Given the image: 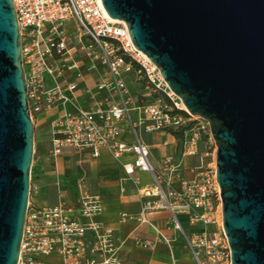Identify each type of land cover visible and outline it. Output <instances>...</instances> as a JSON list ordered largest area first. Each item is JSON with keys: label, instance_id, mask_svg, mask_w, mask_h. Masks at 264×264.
<instances>
[{"label": "built area", "instance_id": "2783aa9c", "mask_svg": "<svg viewBox=\"0 0 264 264\" xmlns=\"http://www.w3.org/2000/svg\"><path fill=\"white\" fill-rule=\"evenodd\" d=\"M13 1L34 122L43 113L73 101L72 94L78 90L83 77L77 52L107 66L108 73L101 78L99 88L116 96V101L107 108L97 105L88 110L65 109L54 118L51 155L57 158L66 150H89L94 157H99L105 147L116 156L132 153L134 160L124 164L126 174L142 196L155 197L143 204L142 221L151 223L147 219L150 212L168 209L173 214L170 223L184 238L193 264H232L231 247L222 224L215 149L206 151L200 163L191 168V177L183 172V158L200 153L203 135L212 138L208 121L180 112L187 109L167 85L160 68L135 47L127 24L110 17L102 0ZM72 23L88 42H71L73 35L69 26ZM135 62L140 65L139 69ZM133 70H138L151 91L160 94L158 98L147 104H135L127 84V76ZM136 109L139 117L134 120ZM122 121L129 123L135 136L131 144L120 140L124 132ZM189 123L192 125L186 127ZM140 128L149 133L182 129L179 159L168 156L156 168L150 160V146L140 138ZM139 171L149 172L153 183L143 185ZM37 189L32 181L19 264H122L115 232L100 222L85 220L102 213L100 196L83 194L80 207L74 209L60 192L57 205L39 206L32 201ZM74 212L78 214L75 216ZM181 215L187 216L195 227L193 231L185 229ZM123 216L133 218L127 213ZM156 229L160 239L172 242L171 237ZM138 243L144 247L152 244L140 240ZM51 255H57L62 262L44 259Z\"/></svg>", "mask_w": 264, "mask_h": 264}, {"label": "water", "instance_id": "95a60500", "mask_svg": "<svg viewBox=\"0 0 264 264\" xmlns=\"http://www.w3.org/2000/svg\"><path fill=\"white\" fill-rule=\"evenodd\" d=\"M217 146L232 264H264V0H102ZM36 124L13 0H0V264H19Z\"/></svg>", "mask_w": 264, "mask_h": 264}, {"label": "crops", "instance_id": "0c3cea01", "mask_svg": "<svg viewBox=\"0 0 264 264\" xmlns=\"http://www.w3.org/2000/svg\"><path fill=\"white\" fill-rule=\"evenodd\" d=\"M72 25V24H71ZM71 42H88L86 37H81L79 32H71ZM81 60L83 77L79 80V88L72 94L73 101L66 105L55 107L38 117L36 129L39 147L37 150V171L34 175V183L38 189L33 193L32 201L39 206H55L60 201V192L65 195L69 206L78 209L81 205L83 194L100 196L103 211L99 216L85 219L88 222H100L103 226L115 232L120 244V258L122 264H193V257L186 246L185 240L178 230L171 225L173 214L168 209L150 212L147 219L151 223L142 221V206L147 200L155 197H144L136 184L125 172L124 164L134 160L132 153L116 156L109 148L101 149L100 156L94 157L91 151L66 150L54 158L51 155V121L65 109L76 111L79 109H91L97 105L109 107L116 96L107 89H100L101 78L108 73L107 66L102 61H93L77 52ZM128 89L129 82L127 81ZM130 91V90H129ZM134 98V96L131 94ZM135 100V99H134ZM135 104L139 105L135 100ZM139 117L137 109L134 111V120ZM120 125L124 132L120 140L133 143L135 136L127 121ZM139 135L143 142L150 146V160L159 168L164 159L174 156L179 159L182 152L181 140L172 132L156 131L146 132L139 129ZM203 135L200 153L183 158V172L186 177L192 176L191 168L199 164L210 147L214 150L211 138L205 139ZM50 146V154L46 152V143ZM50 161V162H49ZM139 177L143 185L153 183L149 172L139 171ZM51 177L53 182L49 185L46 180ZM179 185V183H176ZM43 191L49 194V201L41 195ZM127 213L133 218H124ZM75 216L78 212L73 213ZM181 221L185 229L193 231V227L187 216L181 215ZM173 240L168 243L159 237L158 230ZM152 243L144 247L138 241ZM48 262L61 263L57 255L46 256Z\"/></svg>", "mask_w": 264, "mask_h": 264}, {"label": "rangeland", "instance_id": "374dc122", "mask_svg": "<svg viewBox=\"0 0 264 264\" xmlns=\"http://www.w3.org/2000/svg\"><path fill=\"white\" fill-rule=\"evenodd\" d=\"M69 30L71 32H79L78 26L75 23H72V25L69 26ZM127 81L130 83L129 84V92L130 94H132L134 96V99L138 102L139 105L142 104H147L151 101H153L154 99L158 98L160 96V94L158 92L155 91H151L147 85H146V81L143 78V76L138 72V70H133L128 76H127ZM213 141V146L215 148V153H216V149L217 146L213 140V138H211ZM39 147V142H38V135H37V129H36V133H35V156H34V161H33V165H32V177L35 175V172L37 171V150ZM50 146L48 145V142L46 143V152L50 154V150H49ZM208 148H205L206 150H210ZM50 162V161H49ZM33 181V180H32ZM46 182L51 185L53 182V179L51 177L47 178ZM43 198L46 201H49V194L47 191H43L42 194Z\"/></svg>", "mask_w": 264, "mask_h": 264}, {"label": "trees", "instance_id": "16d2710c", "mask_svg": "<svg viewBox=\"0 0 264 264\" xmlns=\"http://www.w3.org/2000/svg\"><path fill=\"white\" fill-rule=\"evenodd\" d=\"M135 67L137 68V69H139L140 68V65L138 64V63H136L135 62ZM181 113H183V114H185L186 116H189V113H187V111H180ZM192 125V123H189L186 127H190ZM172 133L174 134V135H176V137H178L180 140L183 138V136H184V133H183V130L181 129V130H173L172 131ZM205 137V139H209L210 138V136L209 135H206V136H204ZM34 179V176L32 177V180Z\"/></svg>", "mask_w": 264, "mask_h": 264}, {"label": "bare ground", "instance_id": "6f19581e", "mask_svg": "<svg viewBox=\"0 0 264 264\" xmlns=\"http://www.w3.org/2000/svg\"><path fill=\"white\" fill-rule=\"evenodd\" d=\"M124 22V21H123ZM146 55V54H145ZM147 56V55H146Z\"/></svg>", "mask_w": 264, "mask_h": 264}]
</instances>
